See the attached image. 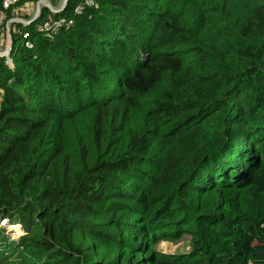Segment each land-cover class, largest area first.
<instances>
[{
    "label": "trees",
    "instance_id": "1",
    "mask_svg": "<svg viewBox=\"0 0 264 264\" xmlns=\"http://www.w3.org/2000/svg\"><path fill=\"white\" fill-rule=\"evenodd\" d=\"M78 2L0 56V264H264V0Z\"/></svg>",
    "mask_w": 264,
    "mask_h": 264
},
{
    "label": "built area",
    "instance_id": "2",
    "mask_svg": "<svg viewBox=\"0 0 264 264\" xmlns=\"http://www.w3.org/2000/svg\"><path fill=\"white\" fill-rule=\"evenodd\" d=\"M18 1L19 0H0V41H2L3 38L7 37L8 30H10V26H11L10 24L20 23L23 26L30 24L29 20H23L19 17H14V16L10 20H7L6 22H4V11L7 9H10ZM92 4H93L92 0H79V2L76 3L73 7V10H72L73 15L80 14L82 10L85 8V6H90ZM49 7L51 11H53V9L55 10V8L51 6L50 1H49ZM11 13L13 14V10ZM35 16H37V12L35 13L33 17ZM72 23H73V18L71 17L69 18H64V17L52 18L51 17L37 24L35 27V31L37 33L42 34L43 36H46L52 39L61 29L68 28ZM17 33L21 36L23 40V44L26 48L33 47V43L30 40L31 33L28 30L17 29ZM4 51L5 50H0V54H2ZM5 55L7 56V59L10 60L8 54H5ZM0 226L4 228L6 232H11L12 228L10 227H12L13 224H9L6 218H0Z\"/></svg>",
    "mask_w": 264,
    "mask_h": 264
},
{
    "label": "rangeland",
    "instance_id": "3",
    "mask_svg": "<svg viewBox=\"0 0 264 264\" xmlns=\"http://www.w3.org/2000/svg\"><path fill=\"white\" fill-rule=\"evenodd\" d=\"M39 0H36L35 2H33V4H31V8H32V13L36 12V5H37V2ZM50 1V0H49ZM64 0H57L56 3L55 1L51 2V5L54 7H57L59 6L61 3H63ZM49 5V4H48ZM43 8H48L50 9V7H43ZM31 10V9H30ZM23 20H29L30 18H23V17H19ZM8 42V39L6 40V42L4 41V43H2V47H4L2 50H5V47H6V43ZM2 52V51H1ZM0 56H3V55H0ZM9 56V54H8ZM5 58H7V56H3ZM10 58V57H9ZM6 63L10 66V67H13V64H12V59L10 58V60H6ZM14 225V224H13ZM16 226V229L13 230L14 228L13 227H10L12 228L11 232H7L6 234H8L10 236V234H12L13 236L12 237H17V235L23 233V232H20L21 230V226L20 224H15ZM5 234V235H6ZM186 239H188V236L187 235H183L179 238H174L172 240H159L156 244H155V247L157 250L161 251V252H165V253H181V252H186L188 247H187V242H186Z\"/></svg>",
    "mask_w": 264,
    "mask_h": 264
},
{
    "label": "water",
    "instance_id": "4",
    "mask_svg": "<svg viewBox=\"0 0 264 264\" xmlns=\"http://www.w3.org/2000/svg\"><path fill=\"white\" fill-rule=\"evenodd\" d=\"M67 1H68V0H64L63 3H62V5H61V7H60L59 9H55V10L53 9V11L58 12V11L62 10V9L65 7ZM48 4H49V1H48V0H39V1L37 2V5H36L37 16H35V17L29 19V22L35 20V19L39 16L40 11H41V6L49 7ZM7 35H8V40H9V41H8V45H7V47L5 48V51H4L2 54H0V55H3V56H4L5 54H9V52H10V50H11V45H12L11 35H10V30H8V34H7Z\"/></svg>",
    "mask_w": 264,
    "mask_h": 264
},
{
    "label": "crops",
    "instance_id": "5",
    "mask_svg": "<svg viewBox=\"0 0 264 264\" xmlns=\"http://www.w3.org/2000/svg\"><path fill=\"white\" fill-rule=\"evenodd\" d=\"M61 5H62V3H61L59 6H57V7H55V6L53 7L52 5H51V6H52L53 8H55V9H58ZM31 7H32L31 5H26V6L24 5L22 8H20V11H21L22 13H25V14H27V13L30 14V17L32 18V17L35 15V13L37 12V10H36V12L32 13V12H31V11H32V8H31ZM43 7H44V6H41V9H42ZM30 9H31V10H30ZM40 12H41V11H40ZM13 16H14V17H18L17 15H13ZM13 16H12L11 18H13ZM30 17H29V18H30ZM11 18H10V19H11ZM31 18H30V19H31ZM10 19H8V20H10ZM10 25H12V24H10ZM7 39H8V35H7L6 38H3V39H2L1 45H2V43H4V41L6 42ZM8 41H9V40H8ZM1 45H0V50H2V49L4 48V47H2ZM7 45H8V42L6 43V47H7ZM6 47H5V48H6Z\"/></svg>",
    "mask_w": 264,
    "mask_h": 264
},
{
    "label": "bare ground",
    "instance_id": "6",
    "mask_svg": "<svg viewBox=\"0 0 264 264\" xmlns=\"http://www.w3.org/2000/svg\"><path fill=\"white\" fill-rule=\"evenodd\" d=\"M12 227L14 228L13 230H15V229H16V226H15V225H13Z\"/></svg>",
    "mask_w": 264,
    "mask_h": 264
}]
</instances>
